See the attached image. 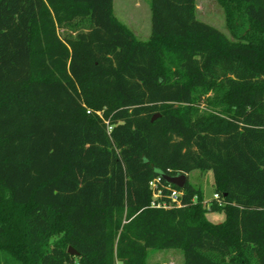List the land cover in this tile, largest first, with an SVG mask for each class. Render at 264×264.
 I'll return each instance as SVG.
<instances>
[{
	"label": "trees",
	"instance_id": "obj_1",
	"mask_svg": "<svg viewBox=\"0 0 264 264\" xmlns=\"http://www.w3.org/2000/svg\"><path fill=\"white\" fill-rule=\"evenodd\" d=\"M219 2L233 39L151 0L142 41L114 0H0V264H264V0ZM194 171L222 206H153Z\"/></svg>",
	"mask_w": 264,
	"mask_h": 264
},
{
	"label": "rangeland",
	"instance_id": "obj_2",
	"mask_svg": "<svg viewBox=\"0 0 264 264\" xmlns=\"http://www.w3.org/2000/svg\"><path fill=\"white\" fill-rule=\"evenodd\" d=\"M151 0H114L116 16L133 32L139 40L146 41L151 37ZM196 14L198 19L214 26L229 38L233 39L226 23L224 7L219 0H196ZM62 34L63 32L60 31ZM189 182L203 189L205 203L213 200L214 175L212 171L202 173L194 171L189 175ZM207 218L213 223L225 221L223 213H208ZM148 264H184L181 250H150Z\"/></svg>",
	"mask_w": 264,
	"mask_h": 264
},
{
	"label": "built area",
	"instance_id": "obj_3",
	"mask_svg": "<svg viewBox=\"0 0 264 264\" xmlns=\"http://www.w3.org/2000/svg\"><path fill=\"white\" fill-rule=\"evenodd\" d=\"M88 113H90V111ZM109 131H112L111 126H109ZM160 182H161V178L159 177L157 180L151 183V189L153 191V196H154L153 206L158 208L160 207L168 208L173 206L181 207L183 193L177 188H172L171 185L165 187L161 185ZM166 190L168 191V198L170 203L159 201L160 198L163 197L164 191ZM213 200H215L220 206L223 205L222 199L219 194L215 193L213 196Z\"/></svg>",
	"mask_w": 264,
	"mask_h": 264
},
{
	"label": "water",
	"instance_id": "obj_4",
	"mask_svg": "<svg viewBox=\"0 0 264 264\" xmlns=\"http://www.w3.org/2000/svg\"><path fill=\"white\" fill-rule=\"evenodd\" d=\"M157 118H158V116H154L153 119H152V121H155ZM160 178L162 180H164L169 185L176 186L179 189H184L185 186H186V183H187V181L189 179V176L188 175H185V174L171 176V175L162 173L160 175ZM69 253L71 255H73V256L79 255V253L76 250H74L72 247H69Z\"/></svg>",
	"mask_w": 264,
	"mask_h": 264
},
{
	"label": "crops",
	"instance_id": "obj_5",
	"mask_svg": "<svg viewBox=\"0 0 264 264\" xmlns=\"http://www.w3.org/2000/svg\"><path fill=\"white\" fill-rule=\"evenodd\" d=\"M114 13H115V10H114ZM116 15V14H115Z\"/></svg>",
	"mask_w": 264,
	"mask_h": 264
}]
</instances>
